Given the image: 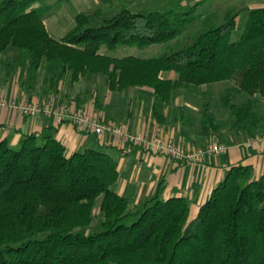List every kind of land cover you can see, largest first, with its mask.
Segmentation results:
<instances>
[{"label": "trees", "instance_id": "1", "mask_svg": "<svg viewBox=\"0 0 264 264\" xmlns=\"http://www.w3.org/2000/svg\"><path fill=\"white\" fill-rule=\"evenodd\" d=\"M50 1L1 2L0 57L9 49L25 53L32 73L46 64L68 73L71 83L103 76L111 92L150 89L160 123L156 105H169L175 92L237 79L221 94V107L236 131L264 133L257 112L264 102V8L248 11L237 40L239 14L231 11L178 51L117 59L102 50L173 41L199 19L198 4L148 14L123 8L114 17L76 14L74 28L58 41L44 25ZM170 73L176 79L163 77ZM238 95L251 100L235 104ZM220 130L205 106L199 140L226 145L230 138ZM118 179L110 155L88 149L68 156L53 129L24 136L16 147L0 141V264H264V177L256 179L252 167H232L194 219L187 198L163 200L160 191L130 211V198L114 191ZM98 198L103 231L77 233L90 226Z\"/></svg>", "mask_w": 264, "mask_h": 264}, {"label": "crops", "instance_id": "2", "mask_svg": "<svg viewBox=\"0 0 264 264\" xmlns=\"http://www.w3.org/2000/svg\"><path fill=\"white\" fill-rule=\"evenodd\" d=\"M200 1L194 3L203 8L209 0L202 4ZM7 55L11 56L8 57V64H5L8 73L0 80V97L5 98L9 106L0 108V141L6 140L11 147H16L24 136L53 129L55 138L65 146L68 156L88 149L113 154L119 172L114 191L119 196L130 198V209L140 208L147 199L160 191L163 200L187 198L190 203V219H194L199 208L224 181L232 167L250 166L256 179L264 177V146L247 148L245 142L248 136L242 131L234 130L228 134L230 141L226 145L229 148L225 154L208 156L200 162H188L145 151L121 142L116 136L98 137L85 133L74 126L69 118L60 122L53 114L24 116L11 106H43L50 103L53 110L65 108L69 114L83 111L105 124L126 125L132 133H142L147 137L160 131L190 150L205 145L198 138L200 118H194L192 107L187 106L190 110L187 109V113L180 116L181 104L172 106V99L169 105L157 103L156 108L164 118V122L160 123L152 116L154 96L150 89L130 88L122 92H111L108 82L104 80L101 88L96 86L99 78L90 83L87 80L89 76L71 83L68 73H55L41 80L39 76L43 70L32 73L29 62L19 68L16 59L19 53L8 50L4 57ZM163 77L176 79L174 73Z\"/></svg>", "mask_w": 264, "mask_h": 264}, {"label": "rangeland", "instance_id": "3", "mask_svg": "<svg viewBox=\"0 0 264 264\" xmlns=\"http://www.w3.org/2000/svg\"><path fill=\"white\" fill-rule=\"evenodd\" d=\"M3 1L4 0H0V4ZM195 1L196 0H67L61 3L59 0H52L48 3L50 10L45 17L44 25L52 38L60 40L71 29L74 28L76 14L88 15L97 10H101L107 16L114 17L119 14L123 8L129 9L133 13L148 14L150 12L161 11L165 7L183 8L186 6H191L192 4H195ZM205 1L207 0H201L200 4ZM202 7L203 8L198 7L196 11V14L199 15V19L194 24L187 27V30L173 41L165 44L152 45L143 49L136 47H120L115 52H108L105 49H103L102 52L107 53L111 57L117 59L126 57H133L137 59L159 58L165 54L180 50L185 45L190 43L192 38L199 34L205 26L209 27L221 23L225 14L231 11L233 13L239 14L237 18V27L233 34V40H237L244 30L248 18V11L256 8H264V0H209L208 3H205ZM9 52L19 53V55L16 57V59L19 61V68H22L21 65L23 63L28 62V58L25 53H21L13 49H9ZM10 56L7 55L4 57L3 54V57H0V60H2L0 64V80L4 79L5 74L8 73L5 64H8V57ZM56 68L57 67L54 69L45 66L43 68L42 66L41 70H43V72L41 73L42 75L39 76V79H46L49 75H56L55 73L60 74ZM97 78L99 79L96 81V86L101 88L103 80L107 82L105 77L99 75H90L87 80L92 83ZM236 82L237 79H232L231 81L202 86L196 89L177 91L173 95L172 106H174L176 103L181 104L183 106L181 108L185 110V113H187V109L192 107V112L195 113L194 118H200L201 112L206 106L213 114H215L217 120L219 121L221 129L220 133L223 135H228L235 129L233 128V123L229 118V112L221 107L220 97L226 89L235 86ZM250 100L251 99L249 97L238 95L233 103L243 104ZM187 106H189V108ZM257 112L264 117V102H260ZM256 137H264V133L257 134ZM203 147H198L194 150H198ZM101 152L108 153L105 151ZM108 155L115 159L113 154L108 153ZM100 204L101 198H98L93 210L92 222L90 226L76 230L77 233L89 236L101 233L103 231V216L100 213ZM136 210L137 209L134 208L130 209L132 212ZM132 223L134 222H131V220L128 219V221H126L124 224L130 226Z\"/></svg>", "mask_w": 264, "mask_h": 264}, {"label": "built area", "instance_id": "4", "mask_svg": "<svg viewBox=\"0 0 264 264\" xmlns=\"http://www.w3.org/2000/svg\"><path fill=\"white\" fill-rule=\"evenodd\" d=\"M8 106L7 100L0 97V108ZM11 107L18 110L24 116L35 117L40 113L46 115L53 114L60 122L69 118L74 126L85 133L93 134L98 137L106 135L116 136L123 143H128L154 154L166 156L175 161L200 162L208 156L225 154L229 148L227 145L212 141L201 149L188 150L160 131H155L150 137H147L142 133H132L126 125L114 126L105 124L97 117L83 111L69 114L65 108L53 110L50 103L43 106L22 104L18 106L12 105ZM254 145L264 146V137L249 138L245 142L247 148Z\"/></svg>", "mask_w": 264, "mask_h": 264}]
</instances>
